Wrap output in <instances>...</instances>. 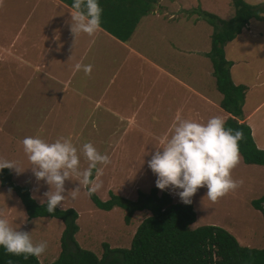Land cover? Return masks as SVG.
<instances>
[{"label": "rangeland", "instance_id": "1", "mask_svg": "<svg viewBox=\"0 0 264 264\" xmlns=\"http://www.w3.org/2000/svg\"><path fill=\"white\" fill-rule=\"evenodd\" d=\"M175 1L173 11L177 10V13L174 12V14L178 17V21H171L172 24L165 27L167 29V44L178 42V47H186L189 49V53L192 51L194 53L184 56L185 52L176 51L171 61L176 62L177 60L176 66H180L182 62L183 74L180 76L177 73L178 77H182L183 82L203 92L205 97L218 107L221 94L216 90L214 79L209 73L210 61L206 54L204 56V53L210 50L212 27L201 14L207 12L218 19L228 20L234 13L231 0ZM242 1L249 5L264 4V0ZM184 19H188L187 24L184 23ZM146 29V27H142L139 32L151 34L148 39L152 41H155L157 37L160 41L156 28H153L152 32H147ZM223 53L225 60L232 63L229 76L234 83L244 85L253 81L254 84L256 80L254 81L252 75L257 70H261L259 81L264 82V13L260 20L251 19L248 22V28L242 29L239 35L227 42L223 46ZM186 69L187 72H185ZM4 80L5 76L0 75V134H3L0 136V158L18 161L22 169H25L23 173L17 175L14 170L5 168L11 174L12 182L26 187L36 203H41L44 193L50 190V186L43 180L37 182L31 170L32 165L28 161L21 143L27 136L39 135L48 142H53L60 136L71 137L78 150L82 149L83 144L91 142L102 154L109 155L110 164L97 165L98 169H102L99 173V180L103 182V187L93 195L99 201H106L109 197L108 192L130 201H136L137 191L147 193L151 188L157 189L158 193L162 191L156 187L157 176L148 167V161L157 148L162 147L165 139L171 135L177 119L171 120L169 116H162V121L152 122L153 116L143 118L140 115L133 123H119L116 118L108 114L105 115L102 110L95 113L92 110L93 107L84 102L73 108L72 116L67 117L68 109L63 106L67 101H64L60 108H50L53 111L47 113L49 108L46 107H21L19 100L21 95H28L24 100L29 96V99L33 100L36 96L35 93L33 91L22 92L19 87L17 90H6ZM174 85L175 83H173ZM113 87H115L114 84L110 86V89ZM260 97H264V89L254 88V91L246 97L244 109L247 111L252 102L257 101ZM194 98L193 95L188 94L186 99L188 100V116L179 118L195 120L191 114ZM182 100L184 102L185 98L183 97ZM151 101L149 99L147 103H151ZM132 102L133 100L128 102L127 99H122V103L125 105ZM148 105L146 104V106ZM214 116H221V113L205 103L201 121H207ZM5 134L8 135V138ZM79 154L80 169L83 170L88 166V162L82 151ZM259 175L260 172L254 171L256 178L251 185L247 179H242V186L236 190L238 196L235 202L230 204L226 201L230 200L231 192L213 203L206 197L207 187L199 188L191 198L195 219L190 228L214 225L227 231L239 245L252 239L249 233L254 229L256 239L252 240L255 245L252 248L264 247V220L250 205L251 200L264 195V177ZM93 177V179L97 177L95 169ZM232 177L239 180V175L234 170ZM78 183L76 178L66 181L65 195L78 186ZM9 190L0 186V210L9 211L11 225L21 231L31 233L34 242L47 241L46 251L36 258L39 264H51L59 253L62 223L50 218H27L16 195ZM165 190L170 197L172 195L174 203H182L177 194L182 189L168 188ZM58 208L74 210L77 214L75 223L78 227L74 241L79 248L90 251L97 258L101 257V243H106L109 248H128L136 228L149 216V212L146 210L135 212L126 225L123 222L124 211L122 209L115 207L110 211L99 210L93 205L84 188H81L75 199L67 196L62 206H58ZM229 227L232 228L230 231ZM244 235L247 236V240L241 239ZM261 236L262 242H259Z\"/></svg>", "mask_w": 264, "mask_h": 264}, {"label": "crops", "instance_id": "2", "mask_svg": "<svg viewBox=\"0 0 264 264\" xmlns=\"http://www.w3.org/2000/svg\"><path fill=\"white\" fill-rule=\"evenodd\" d=\"M175 2L154 0L151 9L139 17L128 39L120 41L102 28L93 36L80 33L75 40L70 31L71 12L74 9L60 0H4V6L0 7V75L5 76V89L17 90L19 87L22 92L35 93L33 100L29 99L30 96L24 100L28 95L22 94L19 99L21 107H46L49 108V113L53 111L50 108H60L67 101L63 106L68 109L67 117H71L73 108L84 102L93 107L95 113L102 110L119 123H133L140 115L143 118L153 116L152 122L162 121V116H169L171 120L186 117V99L190 93L195 97L191 109L195 120L201 116L198 121L203 122L201 120L205 103L216 108L221 113L220 117L225 120L228 114L219 107L220 101L217 107L203 92L183 82L182 77L177 75L183 74L182 62L180 66H176L177 60L171 61L176 51L185 52L186 55L181 53L184 56L194 53H189L186 47H178V42L167 44L165 27H169L171 21H178L174 14L177 10L173 11ZM98 3L100 7L108 6L109 0H98ZM184 21L188 23V19ZM142 27H146L147 32L156 28L160 41L158 37L155 41L148 39L151 34L139 32ZM244 28H248V24ZM77 63L91 64V74L86 75L82 69L76 71ZM211 72L212 68L209 73ZM260 73L261 70L253 73L252 77L256 80L254 84L249 81L242 85L246 91L241 106L242 116L238 122L249 127L254 146L258 150H264V97L253 101L247 111L244 109L247 95L254 88L264 89V82L258 79ZM112 84L115 87L110 89ZM122 99L133 102L125 105ZM149 99L153 102L147 103ZM2 135L1 133L0 136ZM233 170L239 175V180L247 179L249 185L256 178L254 171L260 172L259 176L264 177L262 166L246 165L242 159ZM237 196V191L231 192L230 200L226 202H235ZM3 212L9 219V211ZM249 235L252 239L240 246L255 247L252 242L256 239L254 229ZM241 239L247 240V236L244 235ZM259 242H262V236ZM262 248L264 247L254 249Z\"/></svg>", "mask_w": 264, "mask_h": 264}, {"label": "trees", "instance_id": "3", "mask_svg": "<svg viewBox=\"0 0 264 264\" xmlns=\"http://www.w3.org/2000/svg\"><path fill=\"white\" fill-rule=\"evenodd\" d=\"M72 7L73 0H60ZM154 0H109L102 6L101 28L120 41L131 35L138 19L151 9ZM233 16L228 20L202 12V17L212 27L210 50L206 53L215 81L221 94L219 107L228 114L225 129L240 130L244 139L239 141V153L244 164L264 168V150H258L251 139L249 127L239 123L241 106L246 88L234 85L229 76L231 63L225 60L223 46L233 40L250 19L260 20L264 4L249 5L242 0H231ZM0 186L18 198L27 218H52L59 220L63 230L59 238V253L51 264H264V248L254 249L238 245L236 240L222 228L203 225L190 228L195 214L191 204L174 203L166 190L158 193L151 188L147 193L137 191L136 201L108 192L106 201L95 195L89 198L102 211L118 207L124 211L123 222L128 224L135 212L146 210L147 216L136 228L128 248H109L101 243V257L81 249L74 241L78 230L74 210L56 208L47 212L46 203H36L26 187L12 182L7 169L0 170ZM89 196V195H88ZM264 220V195L250 201ZM0 264H39L35 256L25 259L23 254L13 255L0 246Z\"/></svg>", "mask_w": 264, "mask_h": 264}, {"label": "clouds", "instance_id": "4", "mask_svg": "<svg viewBox=\"0 0 264 264\" xmlns=\"http://www.w3.org/2000/svg\"><path fill=\"white\" fill-rule=\"evenodd\" d=\"M3 6L4 0H0V7ZM72 8L70 31L75 40L80 33L93 36L101 30L103 10L98 0H73ZM92 68L91 64L75 65L76 71L82 69L86 75L91 74ZM224 125L225 120L220 116L207 122L177 118L171 135L148 161V167L157 176L156 187L182 189L177 194L184 204H191V198L201 187H207L206 197L213 203L241 187L243 181L234 179L232 171L241 160L239 141L244 139V134L240 130L225 129ZM21 143L37 182L43 180L50 186L41 200L47 204L48 213L62 206L67 196L75 199L81 188L86 189L90 197L103 187L99 180L102 169L97 165L106 166L111 159L91 142L83 144L81 150L71 137L64 136L53 142L39 135L27 136ZM80 151L88 162L83 170L80 169ZM5 168L14 170L17 175L25 171L18 161L0 158V170ZM94 169L97 170L96 179H93ZM74 178L78 186L65 195V182ZM0 246L9 254H23L27 259L28 256L40 257L48 245L47 241L34 242L31 233L14 228L0 210Z\"/></svg>", "mask_w": 264, "mask_h": 264}]
</instances>
